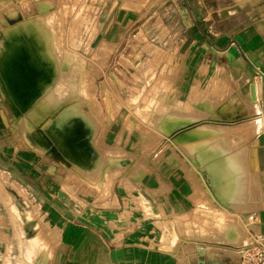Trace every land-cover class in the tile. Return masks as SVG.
<instances>
[{
  "label": "rangeland",
  "instance_id": "obj_1",
  "mask_svg": "<svg viewBox=\"0 0 264 264\" xmlns=\"http://www.w3.org/2000/svg\"><path fill=\"white\" fill-rule=\"evenodd\" d=\"M128 1L51 0V4L40 6L41 11L32 1L18 3L20 20L41 12L54 28L50 37L58 39L53 52L60 72L42 123L57 144L50 153L33 143L30 128L15 125L0 87V264L51 262L58 236L52 229L55 215L110 207L117 204V196L125 201L126 214L137 211L143 199L141 180L148 179L150 194L156 198L157 174L164 163L172 168L176 164V170L166 169V173L179 174L186 194L192 191L201 198L197 211L180 219L183 236H193L198 242L212 234L217 237L231 217L251 237L246 245L257 238L254 215L247 221L234 210L206 205L212 195L206 179L212 176L208 173L204 178L200 169L216 167L211 184L218 196L232 187L244 172L241 159L251 156L257 134L262 133L263 139L256 137L258 144L253 147L261 141L264 144L263 103L259 102L258 112H249L251 119L244 117L248 110L238 104L240 90L228 66L213 59L203 47L183 44L184 34L172 24V11L163 9L168 0H150L133 14L128 9L138 0ZM244 2L259 6L252 15L264 23V0L238 1ZM216 3L226 4L227 0ZM204 5L201 17L216 18L217 13L211 14L208 7L211 1ZM237 8L236 4L229 13L239 14ZM4 37L0 23V41ZM70 55L75 57L70 60ZM78 70L84 72L83 77ZM147 71H151L150 79ZM231 103L236 109L235 122H222L221 117L211 115L220 114ZM77 114L84 118L88 134L77 133L79 124L73 120ZM186 119L189 124L179 127ZM198 126H203L200 138L181 139V131ZM212 127L214 133L206 135ZM47 137L52 146L53 138ZM82 138L87 139L86 147L95 149L93 166L80 160L81 147L75 143ZM260 178L264 187L261 174ZM15 180L30 195L18 193L22 191L12 186ZM154 211L151 200L149 212L152 215ZM33 239L40 244L30 255L28 246Z\"/></svg>",
  "mask_w": 264,
  "mask_h": 264
},
{
  "label": "crops",
  "instance_id": "obj_2",
  "mask_svg": "<svg viewBox=\"0 0 264 264\" xmlns=\"http://www.w3.org/2000/svg\"><path fill=\"white\" fill-rule=\"evenodd\" d=\"M19 1L22 0H0V23L4 36L3 28L20 21ZM27 1L37 4L39 11L41 5L51 4V0ZM131 1L136 2H128ZM148 1L138 0L133 9L128 10L133 14L137 12V7L144 8ZM207 1H211L208 7L212 10L211 14L217 13L214 14L216 18L212 15L201 17L199 12L206 7L204 4ZM238 1L241 0H227L226 4L217 5L218 0H168L163 2V9L165 12L172 11L170 18L176 31L184 34L183 44L188 42L192 46L203 47L213 59L228 66V73L236 80V88L240 90L238 104L243 105L241 97L251 99L250 86L255 83L257 98L264 106V23L252 15V10L259 6L254 7L255 3L247 2L242 5ZM236 4L239 14L229 13ZM9 9H15V13H10ZM9 19L17 22L10 24ZM62 26L65 31L67 23ZM233 105L227 104L220 114L217 112L222 122L237 120ZM245 116L250 118L253 115L248 111ZM256 137L262 138L263 135L259 133ZM251 147V168L259 171L264 182V144L261 141L257 147ZM168 165L164 163L163 171L157 174L156 198L150 194L148 179L141 180L142 205L139 207L137 203L138 210L132 214H126L123 209L125 201L118 196L117 204L110 207L81 208L74 215L70 212L57 213L53 217L55 228L52 229H56L58 236L52 245V260L48 264H198L199 259H204L205 264H241L237 251L241 246L205 240L198 242L193 236L182 235L180 219L197 211V200L201 198L191 194L192 191L186 194L188 191L182 188L179 174L174 171L166 173V169L176 170V164L173 168ZM151 200L155 208L153 216L149 212ZM31 201L35 198L32 197ZM250 215L255 218L254 233H264V207L249 212ZM33 248H28L30 255H33ZM202 251L205 253L202 254Z\"/></svg>",
  "mask_w": 264,
  "mask_h": 264
},
{
  "label": "bare ground",
  "instance_id": "obj_3",
  "mask_svg": "<svg viewBox=\"0 0 264 264\" xmlns=\"http://www.w3.org/2000/svg\"><path fill=\"white\" fill-rule=\"evenodd\" d=\"M12 12L15 13V9ZM53 30L54 28L50 27L48 23L45 22L43 14L40 12L37 15H30L27 18H23L16 25H8L6 31H4L6 36L0 41V87L1 92L8 99V105L11 107L15 125L19 126V128H30L29 134L32 139L31 141L36 145L47 148L50 153H52L53 147L57 142L51 132L47 130L42 123L47 116L44 112V109L47 108V101L51 100L53 97L51 92L52 85L56 83L60 72L59 62L53 52L55 50L54 42L58 39L54 36L50 37V33ZM74 57L75 56L70 55L69 59L71 60ZM83 64L85 65V63ZM80 73L82 75L81 77H83L84 72L82 71ZM243 99V104L250 113L255 111L258 112L261 109L258 98L252 100L243 97ZM211 115L217 116L216 118L218 119L220 118L219 114L216 115L211 112ZM75 117L76 118L73 120L76 121V124H79L77 133L82 135H84V133L88 134L89 129L85 132L86 123L84 118L78 114L77 116L75 115ZM189 122V119L183 120L179 127L188 125ZM203 126H201V128L198 126L197 129H185L181 131L179 135L183 141L200 138V131L203 129ZM214 131L215 129L212 127L208 130L206 135H212ZM47 136L53 138L54 144H52V146L50 145V137L48 138ZM87 137H89V135ZM84 139H76L75 143L81 147L82 153L80 155V160L87 166H93L97 159L96 152L94 148L84 145ZM256 144L258 143H256L255 136L251 145L253 146ZM243 158L241 159V163L244 165V172L236 177V180L232 182L231 188L228 187L224 191L222 189V196H218L217 190L212 186L213 184H211V180L213 181L214 179V169L216 167H210L206 170L200 169V175L205 178L209 173L212 176V178L206 179L212 192V195L210 194L211 192L209 193L211 195V200L205 202L206 205H214L215 207L234 210L240 213L244 219L250 221L249 212L253 211V209L258 210L264 207V187L261 182L259 171L251 168L253 160L246 158L243 161ZM12 186L15 187L17 191H22L18 193H23L26 197L30 195V192L17 180L14 181ZM253 196L256 197L254 200L252 199ZM252 200L254 202H252ZM251 202L253 204H251ZM228 219L230 220L224 221L226 223V228L222 235L216 237V234H212L210 237L200 238V241L234 243L237 246L245 245V242L250 240V236L240 230L239 225L234 219L232 220L231 217ZM220 221L223 220L220 218ZM34 239L30 240L28 248L31 246L34 248L39 246L40 240L39 243H36Z\"/></svg>",
  "mask_w": 264,
  "mask_h": 264
},
{
  "label": "built area",
  "instance_id": "obj_4",
  "mask_svg": "<svg viewBox=\"0 0 264 264\" xmlns=\"http://www.w3.org/2000/svg\"><path fill=\"white\" fill-rule=\"evenodd\" d=\"M251 245H243L238 251L241 264H264V233H257Z\"/></svg>",
  "mask_w": 264,
  "mask_h": 264
},
{
  "label": "water",
  "instance_id": "obj_5",
  "mask_svg": "<svg viewBox=\"0 0 264 264\" xmlns=\"http://www.w3.org/2000/svg\"><path fill=\"white\" fill-rule=\"evenodd\" d=\"M250 95L252 100L257 99V94H256V85L255 83H252L250 86ZM205 253V251H202V254ZM198 264H205L204 259H199Z\"/></svg>",
  "mask_w": 264,
  "mask_h": 264
}]
</instances>
